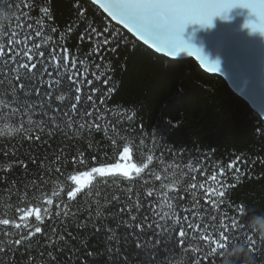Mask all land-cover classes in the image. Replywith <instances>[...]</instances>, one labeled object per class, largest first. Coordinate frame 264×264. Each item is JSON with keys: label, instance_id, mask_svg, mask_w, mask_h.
<instances>
[{"label": "snow or ice", "instance_id": "6c2138e0", "mask_svg": "<svg viewBox=\"0 0 264 264\" xmlns=\"http://www.w3.org/2000/svg\"><path fill=\"white\" fill-rule=\"evenodd\" d=\"M41 2L43 3V0ZM91 3L99 5L113 21H118L145 44H150L156 52L164 53L170 58L180 57L182 54L194 56L203 68L212 73H220V60H210L201 48L192 44L190 39L184 38L188 25L198 24L202 28H211L214 26V17L228 20V12L239 7L249 12L244 27L264 35V0H91ZM73 7L77 19L75 24L68 26L69 34L79 27L80 22L87 19L88 9L83 7L79 0ZM3 8L9 13L14 11L15 15H10L9 23L0 27V41L6 42L0 43V124L14 125L17 133L26 142L41 141L42 137L35 133L44 132V122L33 120V116L37 115L35 109H41L40 115H47L45 108L58 111L51 109V105L55 100L63 102L66 99V94L55 95L66 85L74 94L75 100L70 107L73 118L69 119V125L78 130L81 137L103 131L110 147L116 153V159L112 163H99L97 152V155L91 158L92 163L97 166L88 168L85 151L72 156L67 166H75L74 174L68 175L66 183L58 186L59 191L52 193L53 198L59 201L58 204H54V199L41 202L36 197L29 198L26 189L24 198L20 201L25 207L15 208L20 222L9 218L0 219V226L15 229L14 233L0 232V264H132L135 258L131 251L133 244L137 251H141L158 248L161 243L169 244L173 239L180 243L168 249L171 254H175L176 247H179L187 260L188 254L194 252L199 258V264H215V261L222 260L223 257L218 253L223 252L225 246H230L233 242L248 248L256 264H264L260 259L264 246L258 245V237L254 233H249L248 224L238 219L239 216L247 214L243 204L232 207L234 216L223 214L224 218L219 225L213 216L211 223H196L193 227L191 221L205 218L185 216L186 230H180L177 234L179 224L171 219L175 215L174 212L163 211L152 204L145 206L139 196L132 198L131 187L119 188L121 178L128 182L139 178L153 162V156L148 155L146 160L136 162L137 155L142 158L143 153L138 154L135 149L137 144H143L144 140L140 138L137 141L133 138L134 132L122 127L133 120L134 113L117 123L108 120L110 109L105 107L103 113L101 112V106L106 104V98H110L115 88L109 87L101 94L100 88L93 85L95 83L108 86L111 76L102 79L103 73L96 75L95 72L89 71L85 63L87 58L80 59L63 46L59 53L53 50L45 55L41 51L42 46L51 40L50 37L45 39L49 25L54 23L50 0L48 4L39 7V17L35 19L30 18L31 11L35 8V0L33 3L28 0H19L18 3L6 0ZM12 21L15 22L14 26ZM93 25L94 22L86 25L80 41L83 42L86 36L89 42L95 40L88 57L99 56L102 63L104 57L100 55L101 51L107 49L115 53L119 43H116L115 47L109 46L119 41L120 36L110 32L107 26L101 28ZM57 30L56 27L51 28L52 33ZM37 40L42 43H37ZM99 67L100 63H97L96 68ZM89 76L93 79H88ZM85 85L89 89L87 93L83 91ZM33 95L39 103L29 100ZM249 97L253 100L255 93L250 92ZM81 109L83 122L75 124V118H80ZM64 115L68 116V112L65 111ZM124 115L126 112L121 113V116ZM93 117L94 119H90ZM55 119V116L48 117L49 121ZM101 121L106 123L102 124ZM165 123L169 127H175L171 120H166ZM54 127L58 128V125ZM139 128L143 137V125H139ZM92 147V143H88L86 150H91ZM3 154L15 156V151ZM28 163L35 164L37 160L32 158ZM28 163L16 158L14 163L0 169V172L5 173L0 179H5L6 182L8 171L16 167L26 170ZM56 163L64 162L57 157ZM199 163L202 162H198V165ZM247 164L248 160L238 155L226 167H219L218 171L208 177L209 183L218 184L219 187L193 183L190 188L202 190L205 193V203L219 212L220 206L226 203L228 190L236 187ZM81 168L85 170H80ZM51 171L62 175L60 167ZM226 172L233 173L231 184L227 182ZM243 175H247V172H243ZM217 176L221 177V180L218 181ZM156 179L161 178L157 176ZM110 181L119 192L124 193L123 198L117 191H109L113 187ZM97 185L108 194L97 191ZM168 187L171 186L163 185L161 190ZM33 188L38 190L35 181ZM146 196L153 197V191L149 190ZM164 199L168 200V197L165 195ZM31 204L37 206H29ZM47 205H52L56 211L53 212V208ZM114 205L116 209L112 211ZM173 207L172 203L167 204L169 210ZM31 218L37 223L32 224ZM46 219L53 221V226L42 230V226L37 225H43ZM170 223L172 227H169ZM70 226L75 228V232L69 230ZM217 227L219 231H216ZM202 228L204 231L201 235ZM149 234L151 239L148 238ZM93 237H96L95 242H91ZM192 238H197L198 244L203 247L185 249L184 242ZM201 252L210 254L201 255ZM160 264H167V261H161Z\"/></svg>", "mask_w": 264, "mask_h": 264}, {"label": "trees", "instance_id": "16d2710c", "mask_svg": "<svg viewBox=\"0 0 264 264\" xmlns=\"http://www.w3.org/2000/svg\"><path fill=\"white\" fill-rule=\"evenodd\" d=\"M5 2L6 0H0V9H4ZM12 2L18 3L19 0ZM28 2L33 3V0ZM79 2L88 9L87 19L80 22L79 27L69 34L68 26L75 24L77 19L73 7L77 0H50L54 23L49 25V30L45 33V39L48 40L50 37L51 40L42 46L41 51L45 55L53 50L59 53L63 46L80 59L87 58L85 63L89 71L95 72L96 75L103 73L102 79L111 76L108 86L95 83L93 85L100 88L101 94L109 87L115 88L110 98H106V104L101 106L102 113L105 107L111 110L108 120L118 123L134 113L133 120L123 124L122 127L134 132L133 138L137 141L140 138L144 140V143H138L135 149L138 154L143 153L142 158L137 155L136 162L146 160L148 155L153 156V162L134 181L128 182L121 178L119 188L131 187L132 198L139 196L145 206L152 204L163 211L174 212L175 215L171 219L179 224L176 229L177 234L180 230H186L185 216L195 215L205 218L191 221L195 227L196 223L203 225L211 223L213 216L216 217L219 225L224 218L223 214L235 215L232 207L237 204H243L247 209L246 215L238 217L242 223L247 224L249 216L253 213H264V121L228 88L222 78L202 71L192 59L173 60L152 52L124 29L111 22L95 5L87 0H79ZM48 3L49 0H43V3L41 0H35V8L31 11L30 18H38L39 7ZM10 14L15 15V12ZM91 22H94L93 26L101 28L107 26L110 32L120 36L119 41L109 46L115 47L116 43H119L115 53L107 49L101 51L100 55L104 57L102 63L99 56L88 57L95 40L89 42L86 36L83 42L80 41L86 25ZM8 23L9 20L6 24ZM12 24L14 26L15 22L12 21ZM52 27L58 29L56 33L51 32ZM36 42L42 43L39 40ZM0 43L6 42L0 41ZM97 63H100L99 69L96 68ZM80 70L83 71L82 68ZM88 79L93 77L89 76ZM83 91L85 93L89 91L87 85ZM61 94H66V99L63 102L55 100L51 105V109L58 111L45 108L47 115H40L41 109H35L37 115L33 116V120L44 122V132L35 133L42 137L37 143L26 142L17 133L14 125L0 124V169L9 163H14L16 158L26 163L32 158L37 160L35 164L28 163L26 170L16 167L8 171L6 182L5 179H0V219L9 218L20 222L15 208L25 207L20 201L24 198L23 193L26 189L29 198L36 197L41 202L54 199L52 193L58 192V186H63L66 177L74 174L75 166L69 167L67 162L72 156L79 155L80 151H85L88 168L97 166L91 160L97 152H99L97 157L99 163L115 162L116 153L110 147L103 131L81 137V133L69 125V119L73 118L70 107L75 102L74 94L66 85L55 93L56 96ZM29 100L33 103L40 102L35 95L29 97ZM65 111L68 112V116L64 115ZM82 112L83 109L80 118H75V124L83 122ZM124 112L126 115L121 116ZM49 116H55L56 119L49 121ZM166 120H171L175 127H169L165 123ZM101 123L106 122L101 121ZM54 125H58V128ZM139 125H143V137ZM88 143L93 145L91 150H86ZM13 151L15 156L3 154ZM238 155L247 159L248 164L244 166L242 178L238 179L236 187L228 190L226 203L221 205L217 212L211 205L205 203V193L202 190L198 188L193 190L190 186L193 183L197 185L205 183L206 187H219L218 184L209 183L208 177L214 171H218L219 167H226ZM57 157H60L64 163L57 164ZM198 162L202 163L198 165ZM56 167L61 168L62 175L51 171ZM243 172H247V175H243ZM232 175L233 173L226 172L229 184L233 182ZM4 176L5 173L0 172V177ZM157 176L161 179L157 180ZM217 180H221V177L217 176ZM33 181L36 182L38 190L33 188ZM163 185L171 187L162 191ZM96 190L108 194L99 185ZM149 190L153 191V197L146 196ZM109 191H117L122 198L124 196L114 183ZM165 195L168 200L164 199ZM58 203L59 201L54 199V204ZM168 203L174 205L173 209L167 208ZM47 207L53 208V212L56 211L52 205ZM115 209L114 205L112 211ZM193 209L196 211H192ZM31 222L37 223L34 218H31ZM37 226H42V230H45L53 226V221L46 219L43 225ZM169 227H172L171 223ZM69 230L75 232V228L71 226ZM3 231L14 233L15 229L0 226V232ZM203 231L202 228L201 235ZM216 231H219V227ZM248 231L251 233L249 228ZM148 238L151 239V234ZM95 239L96 237H93L91 242H95ZM179 243L173 239L169 244L161 243L158 248L141 251H137L133 244L131 251L135 258L132 264H160L165 260L167 264H199V258L194 252L188 254L187 260L179 247H176L175 254L170 253L168 249ZM257 243L264 246V241L259 238ZM184 247L199 249L203 246L198 244L197 238H192L186 239ZM205 254L210 253L201 252V255ZM261 256L260 259L264 262V253H261ZM215 264H219V260L215 261Z\"/></svg>", "mask_w": 264, "mask_h": 264}, {"label": "water", "instance_id": "95a60500", "mask_svg": "<svg viewBox=\"0 0 264 264\" xmlns=\"http://www.w3.org/2000/svg\"><path fill=\"white\" fill-rule=\"evenodd\" d=\"M91 3V0H87ZM93 4V3H92ZM95 5V4H93ZM105 14L111 22L128 32L137 41L142 43L152 52L166 58V54L158 53L150 44L143 41L124 28L118 21H113L99 5H95ZM230 19L222 20L213 18V27H201L198 24L188 25L184 32V38L201 48L210 60L219 59L220 73L208 72L203 68L194 56L182 54L176 59H192L206 73L220 76L228 88L264 121V35L259 32H251L244 23L249 18V12L243 8H233L228 12ZM254 92L252 100L249 93Z\"/></svg>", "mask_w": 264, "mask_h": 264}, {"label": "clouds", "instance_id": "9594fccd", "mask_svg": "<svg viewBox=\"0 0 264 264\" xmlns=\"http://www.w3.org/2000/svg\"><path fill=\"white\" fill-rule=\"evenodd\" d=\"M10 15L6 10L0 9V27L8 22ZM247 224L251 232L264 241V213H253L249 216ZM218 255L223 257L219 264H256L249 249L235 242L225 246V250Z\"/></svg>", "mask_w": 264, "mask_h": 264}, {"label": "rangeland", "instance_id": "374dc122", "mask_svg": "<svg viewBox=\"0 0 264 264\" xmlns=\"http://www.w3.org/2000/svg\"><path fill=\"white\" fill-rule=\"evenodd\" d=\"M128 33V32H127ZM129 34V33H128ZM130 35V34H129ZM168 59H170V58H168ZM203 71V70H202ZM209 74V73H208ZM211 75H214V74H211ZM217 76V75H216ZM218 77H220V76H218ZM221 78V77H220ZM252 110V109H251Z\"/></svg>", "mask_w": 264, "mask_h": 264}, {"label": "bare ground", "instance_id": "6f19581e", "mask_svg": "<svg viewBox=\"0 0 264 264\" xmlns=\"http://www.w3.org/2000/svg\"><path fill=\"white\" fill-rule=\"evenodd\" d=\"M134 38V37H133ZM135 39V38H134ZM136 40V39H135ZM137 41V40H136ZM137 42H139V41H137ZM140 43V42H139ZM142 44V43H141Z\"/></svg>", "mask_w": 264, "mask_h": 264}]
</instances>
